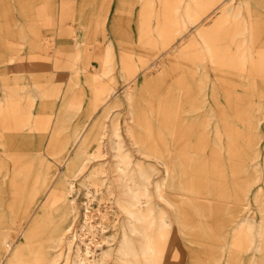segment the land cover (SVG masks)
<instances>
[{
    "label": "rangeland",
    "instance_id": "1",
    "mask_svg": "<svg viewBox=\"0 0 264 264\" xmlns=\"http://www.w3.org/2000/svg\"><path fill=\"white\" fill-rule=\"evenodd\" d=\"M223 7L229 8L225 15ZM236 26L242 51L231 44ZM262 30L264 0H0V232L14 235L23 262L33 264L35 249L52 244L55 264H74L77 252L104 264H146L141 232L133 234L138 263L117 252L122 231L130 228L125 207L135 200L117 168L120 152H127L134 186L148 188L143 204L152 199V214L159 219L163 207L170 223L168 240L159 243L161 264H244L253 246L235 243L236 213L244 215L249 204L258 226L264 209V190L256 192L264 178L255 181L264 173V137L257 141L264 132ZM62 91H68L63 110ZM94 129L93 136L104 134L101 152L91 156L86 136ZM77 130L81 137L75 138ZM244 136L256 137L249 161ZM80 146L88 157L67 170V156ZM181 151L184 164H176L172 182L157 191L166 161ZM47 166L51 182L73 185L63 188L73 212L62 220L61 210L44 206L41 179L32 206L39 223L28 240L32 220L25 204L36 171ZM19 167L24 170L17 175ZM13 179L18 186H10ZM7 204L13 208L6 212ZM59 225L68 229L56 242ZM14 249L0 264L16 261H9Z\"/></svg>",
    "mask_w": 264,
    "mask_h": 264
},
{
    "label": "bare ground",
    "instance_id": "2",
    "mask_svg": "<svg viewBox=\"0 0 264 264\" xmlns=\"http://www.w3.org/2000/svg\"><path fill=\"white\" fill-rule=\"evenodd\" d=\"M175 8L178 9L179 7L177 6ZM184 9H185L187 14H190L193 8H192L191 4H188L187 6L184 7ZM228 9H229L228 7H223V9H222L223 15L227 14V10ZM256 20H258V19H256ZM257 24H259V23H257ZM257 24H255L254 21H253L254 30H256L255 25L257 26ZM237 28H238V26L235 27L236 30H235L234 34L230 35V39L232 41L231 44L232 43H236V46L240 49V51H242L243 49H245V47H244L245 43H244V39L238 37L239 29H237ZM261 29H263L262 26H261ZM257 30H258V27H257ZM257 33L259 34L258 31H257ZM231 44H230V42L224 44V47H226L227 51L230 49ZM110 52H111V47H109L108 50H107V56L110 55ZM229 52H231V51H229ZM240 63H242V62H240ZM241 66L243 67V64H241ZM133 92H134V90H133ZM63 93H64V96H63L64 103L62 105V110L66 106V103H67L68 91H65V92L62 91V94ZM129 94L130 93H128V95ZM28 98H29L28 100L30 102L29 104L32 106L34 104L35 97H33L32 95H29ZM63 115H64V113H61L60 118L57 121L58 124L55 125V130L52 131V133H51L52 134L51 135V141H50V144L48 146H50L52 144L51 142H52L54 136L57 135L58 128H59V126L61 124V121L64 120V119H61V117ZM27 116H29L28 113H27ZM25 122H26V120H25ZM132 128L133 127L131 126V129ZM96 129L92 130L86 136V140L88 139V136H89V140H87V142H90V146L91 145L93 146L92 147L91 156H96L98 154V152H101L100 146H101V143H102V138H103L102 134H104V131H101L100 136H98V132H96V134L93 136V134H91V133L95 132ZM131 129H129V130H131ZM131 133H133V132L131 131ZM89 134H91V135H89ZM44 135H43V137H44ZM118 135L119 134L116 131H114V137H116L115 138L116 139V145H117L118 149H120L122 147V142L120 141V139H118V137H119ZM79 136L81 137V135L79 133V130H77L75 132V138H78ZM219 136H221L220 133H219ZM263 137H264V132L262 130H260V132H259V134L257 136V141L259 140L258 143L262 141ZM245 138H244V140H245L244 142H245V147H246V158L249 161L250 157L253 158V154L251 155L250 143L253 142L256 137L255 138H251V137L248 136V137H245ZM166 142L168 144V141H166ZM84 143L85 142H84V139H83L82 140V145ZM67 147H68V145H67ZM244 150H245V148H244ZM140 151H141V149H140ZM85 153H86L85 152V148L83 146H80L73 152L72 156H71V154L68 155L67 158H66V161H68L67 170H70V167L73 166L77 162V160H80L82 158H87L88 156H86ZM259 154H260V151L257 150L255 156H259ZM120 157H121L120 163L118 162V165H117L118 167L117 166L116 167L118 168V171L120 172V178L124 180V187L123 188H124L126 194L128 196H130L131 198H135V200L134 201H130L129 205L125 207V214H126V216L128 218V221L130 223V228H129V231H127L126 229H124L122 231V235H121V238H120V242H119V245H118L117 252L125 260H128V263H132V262L138 263L140 261V258L138 256V253H137V250H136V246L134 245V241H135L134 239L135 238L133 237V234L136 235L137 233L141 232V236L144 238V240H143V242L141 244H142L143 252L146 255V257L144 258L145 263L146 264H161L160 262L162 260L161 257L163 256L162 253L164 252V247L161 246L159 243L162 242L163 239L165 240L167 235L169 236V233H170L169 232L170 228L168 226V225H170V223L167 221V217H165L166 215L164 214L166 211L164 210L163 207L159 208L161 215H160V218L158 219L152 214L153 209L157 207L155 202L152 199L148 198L147 204L146 203L143 204V201L141 200V198H142L141 194L146 195V193H147L146 191H147L148 188H147V186H145L143 189H137L138 187L134 186V179L132 177L133 176V172H132V169L130 167V165H131L130 154L127 153V152H120ZM186 157H187V155L184 153V151H181V152H178L177 155L174 156V154H173L171 156V160L172 161H166V163H165V165H166V170H165L166 177L163 180L156 181L155 189L157 191L161 190V187H162L164 181L165 182H172V180L174 179V175H175V168H177L176 164H184L182 159H184ZM176 159L179 160V162L176 163ZM0 169H1V167H0ZM25 169H27V167H25ZM23 170H24L23 167L22 168L19 167L18 169L16 168V174L17 175L22 174ZM6 173H8V172H6ZM49 173H50V167L49 166L45 167L44 169H43V167L39 168L36 171V176H35V179L33 180V183H32L34 190H31V192L29 193L30 194V197H29L30 199L25 204L26 210L29 211V209H31L30 213H29V218H30V220H32V223H31V225H30V227H29V229H28V231L26 232V235H25L26 239H28V240L29 239L31 240L32 236L34 235L35 230L37 229V224L39 223L38 216L33 214L34 211H32L33 210L32 206L34 204H36V202L38 200V197L36 198V196L38 195L37 191L39 190V188H35L34 184L38 183V181H40L41 179L43 181L42 186L45 188V192H44L45 194L41 195L43 197L44 196L46 197L45 200H44V206L45 207H54V208H57V209L61 210L60 211V218L62 220H65L69 216V214L71 212H73V207L70 204H67V202H66V199H67L66 198V192H64L66 190L63 189L67 185V183L65 181L66 179L63 180V181H59L58 183L57 182L56 183L51 182L50 181V177H49ZM262 177L264 178V173H263V175L260 174V173H256L255 174V181H260L262 179ZM18 184H19V182L17 181V179L16 180L13 179L11 181V183H10V186H18ZM250 185L247 188H249ZM67 186L68 187L70 186L69 189L73 187L72 184H68ZM225 186H227V183L225 184ZM228 188H227V190H228ZM262 189L264 190V182L258 184V186L256 188V192H260ZM212 197H213V195H212ZM223 197L221 199H223ZM166 200L168 201L169 204H171V201L168 198ZM247 205H249V204H245V207L242 209V211H244V215H240L238 212L236 213V217L234 219V224H233V226H234L233 227L234 228V240H235V243L237 244V246L239 244H241V243L244 245V247H247V248H249V246H251V245L253 246V248L250 249V251L247 254H245V257L243 255L244 264H255V261L257 263V258L260 259V257H262L261 264H264V209L261 210V212L263 213L260 216L261 217V224L257 226V224H256L257 222H255V219H254L255 218V210L253 208H251L250 206H247ZM7 206L13 208L12 204L5 205V211L6 212L9 210L7 208ZM4 215H5V213H4ZM177 221L179 222V224L184 225L180 220H178V218H177ZM139 222H141V225H142V229L141 230L137 226L139 224ZM155 224H158L157 225L156 235L153 234V232H154L153 230H154ZM49 226H51V225H49ZM17 227H18V229L20 228L21 231H23V229H24L22 227V225H17ZM41 229H43V228H41ZM56 229L58 231H56L54 233V236H53L52 239L56 240V242H57V240L59 241V239L61 238L62 234L64 233V230L68 229V226L66 225L65 227L62 228L59 225V226H57ZM5 231L6 230H3V231L0 232V262L2 261V259L4 257V253L9 251L10 249H13V247H15V249L12 252V255L9 258V261L10 262H13L14 260H16V261L13 262V263H10V264H18V263L19 264H26L25 262H23V259H22L23 254H21V251H20L21 250L20 247H22V246H20V245L19 246L18 245L14 246V243H16L15 242L16 240H12V239H14V237H13L14 235L11 233L10 235L7 236V233ZM242 234L245 237L243 240L241 239V235ZM257 236H259V239L255 240V238ZM167 240H168V237H167ZM65 242H66V239H65ZM75 242H76V240H75ZM72 244H73L72 240L67 241L68 250H70V248L72 247ZM88 245L89 244H87L86 253H89L91 251L89 249ZM53 247L54 246L52 244H50L48 246V249H46V250H43L42 248L35 249V251H34L35 254H34V258H33L34 259L33 264H55L56 258L54 256V253L52 252V248ZM220 248H221V246H220ZM105 253L108 254L107 251ZM72 254H75V251ZM77 257L78 258L75 260L74 264H104V261H102V260L88 259L87 257H82L80 255V252H77ZM194 264H196V263H194ZM258 264H259V260H258Z\"/></svg>",
    "mask_w": 264,
    "mask_h": 264
}]
</instances>
